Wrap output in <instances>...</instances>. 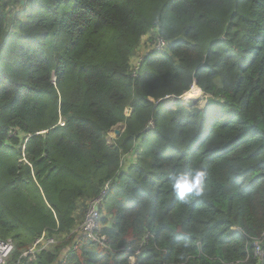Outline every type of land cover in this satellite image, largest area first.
Segmentation results:
<instances>
[{"label":"trees","instance_id":"obj_1","mask_svg":"<svg viewBox=\"0 0 264 264\" xmlns=\"http://www.w3.org/2000/svg\"><path fill=\"white\" fill-rule=\"evenodd\" d=\"M145 38L168 47L135 70ZM195 84L205 106L167 108ZM192 167L184 204L168 173ZM107 183L104 248L74 231ZM263 232L264 0H0L6 264H258Z\"/></svg>","mask_w":264,"mask_h":264},{"label":"built area","instance_id":"obj_2","mask_svg":"<svg viewBox=\"0 0 264 264\" xmlns=\"http://www.w3.org/2000/svg\"><path fill=\"white\" fill-rule=\"evenodd\" d=\"M146 40L148 41V39ZM167 47H168L167 43L158 41L156 46L146 50L144 53H142L141 57H145L146 54L150 53L155 49H156L155 51L161 52L163 49H166ZM139 66H140L139 62L136 63L135 69L138 70ZM194 86H196V84ZM206 97H209V95H207ZM108 193H109V183L106 184L101 194L96 199L90 202L89 208L85 214L82 224L79 226L77 230L74 231L75 234H79L80 237H82L83 239L98 244L104 248L107 247L106 245L107 239L105 236L101 234V230L103 228L101 224V209L104 207L105 199ZM235 230L240 232L237 228ZM79 240L80 239L78 238L75 241V243L71 246V248L66 251V253L74 252L78 248ZM60 242L61 240L55 238L40 237L35 241L33 246L30 247V249L23 254V258L34 261L39 253L50 250L51 247L57 245ZM253 248H254L253 256L257 259L258 264H264V232L261 234L259 238L254 239ZM14 250H15V246L12 240L0 239V264H6L10 256L13 254ZM138 254H140V250H138L135 255L129 258L130 264H136L137 261L136 257ZM66 259H67V254L63 256V258L58 264H67Z\"/></svg>","mask_w":264,"mask_h":264},{"label":"clouds","instance_id":"obj_3","mask_svg":"<svg viewBox=\"0 0 264 264\" xmlns=\"http://www.w3.org/2000/svg\"><path fill=\"white\" fill-rule=\"evenodd\" d=\"M170 98L173 97H169L166 99H170ZM205 98L208 99V97L204 96L203 94L202 101H204ZM177 101L185 104V102L183 101V96L182 98L181 97L175 98V102ZM206 104H204L203 106H205ZM173 107H174V103L171 104L170 109L168 107L167 108L169 110H172ZM206 176H207V170L202 167H192L191 169L188 170L177 169L170 171L168 173V182L172 190L175 192L178 200L184 204H188L196 197H200L204 195L206 191V184H205Z\"/></svg>","mask_w":264,"mask_h":264},{"label":"rangeland","instance_id":"obj_4","mask_svg":"<svg viewBox=\"0 0 264 264\" xmlns=\"http://www.w3.org/2000/svg\"><path fill=\"white\" fill-rule=\"evenodd\" d=\"M25 3V2H24ZM23 3V4H24ZM20 10H22V9H19L18 11H20ZM18 13L19 12H12V14H11V18H17V16H18ZM20 15L22 14V13H19ZM146 39V38H145ZM157 45V43H150L149 41H147V40H145L144 41V43H143V48H144V52L146 51V50H148V49H151L152 47H154V46H156ZM141 55H142V53H139V55H138V57H137V59L135 60V62H134V64L136 65V63L138 62V60H139V58L141 57ZM136 68V67H135ZM136 70V69H135ZM203 94L204 93H200L199 94V98H197L194 102H189V103H185L184 105H186L187 107H190V108H193V107H203V105L204 104H206V102H207V99L205 98L204 99V101H202V99H203ZM204 96H207V95H205L204 94ZM182 98V97H181ZM183 100H184V97H183ZM164 102H165V104L167 105V107L170 109L171 108V104L172 103H175V98L173 97V98H170V99H164L163 100ZM150 127H151V125H150ZM118 132V133H117ZM121 130H120V128H115V129H113V131L109 134V137H108V142H109V144H112L113 143V141L121 134ZM131 157V156H130ZM147 243V238L145 239V241H144V243L143 244H146Z\"/></svg>","mask_w":264,"mask_h":264},{"label":"bare ground","instance_id":"obj_5","mask_svg":"<svg viewBox=\"0 0 264 264\" xmlns=\"http://www.w3.org/2000/svg\"><path fill=\"white\" fill-rule=\"evenodd\" d=\"M202 94V92L199 90V87L194 86L189 92H187L184 97V102H194L197 98H199V94Z\"/></svg>","mask_w":264,"mask_h":264},{"label":"crops","instance_id":"obj_6","mask_svg":"<svg viewBox=\"0 0 264 264\" xmlns=\"http://www.w3.org/2000/svg\"><path fill=\"white\" fill-rule=\"evenodd\" d=\"M23 4V3H22Z\"/></svg>","mask_w":264,"mask_h":264},{"label":"water","instance_id":"obj_7","mask_svg":"<svg viewBox=\"0 0 264 264\" xmlns=\"http://www.w3.org/2000/svg\"><path fill=\"white\" fill-rule=\"evenodd\" d=\"M118 133V132H117Z\"/></svg>","mask_w":264,"mask_h":264}]
</instances>
